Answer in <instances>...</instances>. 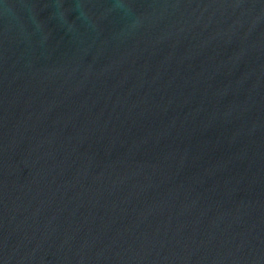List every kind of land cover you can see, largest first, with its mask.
I'll list each match as a JSON object with an SVG mask.
<instances>
[{"label": "water", "instance_id": "1", "mask_svg": "<svg viewBox=\"0 0 264 264\" xmlns=\"http://www.w3.org/2000/svg\"><path fill=\"white\" fill-rule=\"evenodd\" d=\"M0 264H264V0H0Z\"/></svg>", "mask_w": 264, "mask_h": 264}]
</instances>
